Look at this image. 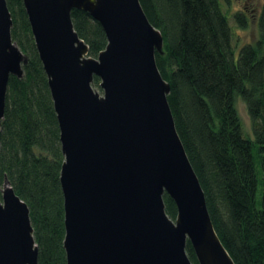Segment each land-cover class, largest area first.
<instances>
[{
  "label": "water",
  "instance_id": "1",
  "mask_svg": "<svg viewBox=\"0 0 264 264\" xmlns=\"http://www.w3.org/2000/svg\"><path fill=\"white\" fill-rule=\"evenodd\" d=\"M22 1L59 128L66 264H193L188 243L198 264H234L177 133L170 85L155 60L163 38L140 1ZM72 9L101 25L107 43L97 57L74 30ZM12 25L0 0V124L9 76L22 78L28 61L12 41ZM0 264H37L28 206L6 176Z\"/></svg>",
  "mask_w": 264,
  "mask_h": 264
},
{
  "label": "trees",
  "instance_id": "2",
  "mask_svg": "<svg viewBox=\"0 0 264 264\" xmlns=\"http://www.w3.org/2000/svg\"><path fill=\"white\" fill-rule=\"evenodd\" d=\"M139 1L163 38L156 64L170 85L167 100L175 127L203 188L214 229L234 264H264V3L257 17L259 39L236 51L220 0ZM6 3L12 41L28 61L23 77L10 75L7 83L0 183L6 176L28 206L37 264H66L57 119L23 1ZM245 17L235 14L240 27L247 24ZM71 19L88 55L97 57L107 42L101 25L80 9H72ZM92 85L100 90L98 77ZM237 96L246 103L253 138L243 132ZM163 200L166 213L175 219L174 201L166 193ZM186 250L198 264L189 243Z\"/></svg>",
  "mask_w": 264,
  "mask_h": 264
},
{
  "label": "rangeland",
  "instance_id": "3",
  "mask_svg": "<svg viewBox=\"0 0 264 264\" xmlns=\"http://www.w3.org/2000/svg\"><path fill=\"white\" fill-rule=\"evenodd\" d=\"M259 1V0H258ZM256 4L258 3L257 0H254ZM264 0H260V5L262 9ZM220 6L224 13L228 17V23L230 25V28L232 30V44L234 46V49L237 51L241 46L248 44V43H255L259 37V23H257V19H253L250 17V10L252 6L249 4L248 8L244 7V4L242 0H220ZM247 12V13H245ZM240 13L241 15H245L247 21L245 27H240L236 21H235V14ZM235 107L236 111L238 113V116L240 118V122L242 125L243 132L246 136H249L253 138L252 129H251V122L247 110L246 103L244 100L237 96L235 100ZM254 157L256 162V169L258 172V178H261V169L260 164L255 156V150H254ZM261 192H262V186L261 183H258V189L256 193V206H260V200H261Z\"/></svg>",
  "mask_w": 264,
  "mask_h": 264
},
{
  "label": "flooded vegetation",
  "instance_id": "4",
  "mask_svg": "<svg viewBox=\"0 0 264 264\" xmlns=\"http://www.w3.org/2000/svg\"><path fill=\"white\" fill-rule=\"evenodd\" d=\"M244 7L248 8L249 4L252 6L250 12V17L253 19H257L258 15L261 13V5H260V0H257V4L256 2H254V0H242ZM264 3V2H263ZM247 13V12H245Z\"/></svg>",
  "mask_w": 264,
  "mask_h": 264
},
{
  "label": "bare ground",
  "instance_id": "5",
  "mask_svg": "<svg viewBox=\"0 0 264 264\" xmlns=\"http://www.w3.org/2000/svg\"><path fill=\"white\" fill-rule=\"evenodd\" d=\"M72 11V10H71ZM72 20V19H71ZM149 20V19H148ZM73 28H74V26H73ZM75 30V29H74ZM107 43V42H106ZM18 46V45H17ZM106 46V45H105ZM19 47V46H18ZM20 48V47H19ZM105 48V47H104ZM156 60V59H155ZM94 87V86H93ZM94 89H96V88H94ZM96 90H98V89H96ZM101 90V89H100ZM100 90H98V91H100Z\"/></svg>",
  "mask_w": 264,
  "mask_h": 264
}]
</instances>
